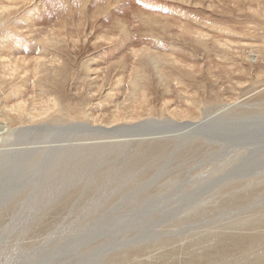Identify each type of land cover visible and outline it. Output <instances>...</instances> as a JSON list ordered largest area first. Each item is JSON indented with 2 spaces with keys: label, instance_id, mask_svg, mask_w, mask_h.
Listing matches in <instances>:
<instances>
[{
  "label": "rangeland",
  "instance_id": "1",
  "mask_svg": "<svg viewBox=\"0 0 264 264\" xmlns=\"http://www.w3.org/2000/svg\"><path fill=\"white\" fill-rule=\"evenodd\" d=\"M1 125L0 264H264V0H0Z\"/></svg>",
  "mask_w": 264,
  "mask_h": 264
},
{
  "label": "bare ground",
  "instance_id": "2",
  "mask_svg": "<svg viewBox=\"0 0 264 264\" xmlns=\"http://www.w3.org/2000/svg\"><path fill=\"white\" fill-rule=\"evenodd\" d=\"M38 61V60H37ZM46 112V111H45ZM125 114V113H124ZM135 114V113H134ZM120 119V118H119ZM154 122H156V121H154ZM140 123H142V122H140ZM142 124H144V123H142ZM190 123H187L186 125L187 126H191L192 128H194L195 126H197V125H189ZM128 126H130V125H128ZM43 127V126H42ZM30 128V127H29ZM51 128V127H50ZM61 128V127H60ZM65 128L66 127H64L63 129L65 130ZM88 128V127H87ZM93 128V127H92ZM95 128V127H94ZM39 129V128H38ZM55 128H52L51 130H54ZM62 129V130H63ZM90 129H91V126H90ZM97 129H98V127H97ZM100 129V128H99ZM102 129H104L103 127H102ZM61 130V129H60ZM61 130V131H62ZM28 131V129L27 128H25V127H19L18 129H11L10 127H8V126H6V125H1L0 126V144L2 143V142H4L3 143V147H1L0 148V156H2V155H4L6 158H7V161L9 162V160H10V155H12L13 153H10V151H13L14 149H16V148H18L17 147V145H19V144H10V142L8 141L9 140V138L11 137V136H14V134H16V133H18V134H21V135H25V133ZM35 131H37V130H35ZM42 131H44V130H42ZM96 131V130H95ZM32 132V131H31ZM31 132H27L26 134H28V135H31ZM52 132V131H51ZM105 132V131H104ZM103 132V133H104ZM106 133V132H105ZM39 134H40V132H39ZM43 135V134H42ZM8 142H7V141ZM5 143H7V144H5ZM11 146H14V148H11ZM10 147V148H9ZM9 148V149H8ZM11 157H13V156H11ZM11 161V160H10Z\"/></svg>",
  "mask_w": 264,
  "mask_h": 264
}]
</instances>
